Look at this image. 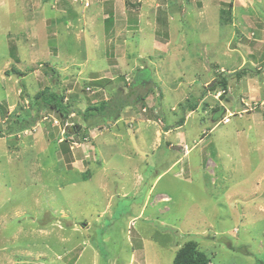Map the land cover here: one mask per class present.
I'll return each mask as SVG.
<instances>
[{
  "label": "rangeland",
  "instance_id": "rangeland-1",
  "mask_svg": "<svg viewBox=\"0 0 264 264\" xmlns=\"http://www.w3.org/2000/svg\"><path fill=\"white\" fill-rule=\"evenodd\" d=\"M188 239L264 264V0H0V264H171Z\"/></svg>",
  "mask_w": 264,
  "mask_h": 264
},
{
  "label": "trees",
  "instance_id": "trees-1",
  "mask_svg": "<svg viewBox=\"0 0 264 264\" xmlns=\"http://www.w3.org/2000/svg\"><path fill=\"white\" fill-rule=\"evenodd\" d=\"M141 69H139V70H141ZM11 70L17 74L20 73L15 67H12ZM221 79L222 80L219 81L220 87H221L223 93H225L227 90L226 80H224V78H221ZM136 86H138V87L135 88L134 84L132 83L131 87H132L133 91L131 90L132 93L127 94L126 97L128 96V98H129L131 95H133L134 99H142L146 96V95L144 96L143 93H141L142 97L137 95V93L135 91L138 92V90L142 87V84L138 83V84H136ZM45 93H46L45 88L43 90L35 93V95L33 96L35 102H37V99L40 100L41 98H43ZM120 97H121V99H124L122 96H119V98ZM115 99H117V96L114 98V100ZM107 103L108 102H106V101H102V102H99V105H97V104L89 105L88 107H86L85 111L81 113V115L84 118H86L87 116L88 117H90V116L95 117L96 115H98V113L96 112L98 107H100V109H104V108L108 109V107L106 106ZM45 104L48 107H53L58 113H60V115H65L68 112V108L70 106L69 104H63L62 103L61 95L55 96L53 94H52L50 100L49 99L45 100ZM56 104H59L60 106H56ZM109 110L110 109L105 110V113H107ZM117 114H115V115H117ZM19 119H21L22 121H27L28 118L25 120V118L19 117ZM67 149H68V147L65 146L64 150H67ZM209 261H210L209 257L206 255V253L203 250L198 249L197 242L194 239H188L176 251L171 264H208Z\"/></svg>",
  "mask_w": 264,
  "mask_h": 264
},
{
  "label": "flooded vegetation",
  "instance_id": "flooded-vegetation-1",
  "mask_svg": "<svg viewBox=\"0 0 264 264\" xmlns=\"http://www.w3.org/2000/svg\"><path fill=\"white\" fill-rule=\"evenodd\" d=\"M133 82H134V81H131L130 90H128V91L126 92V94H130V93H132L133 90H132V87H131V86H132V83H133ZM140 84L143 85V84H145V82L141 81ZM136 87H138V86H135V88H136ZM131 90H132V91H131ZM139 91H140V90H138V92H139ZM135 92L137 93V95H139V96L142 97V94H141V93H138L137 91H135ZM127 98H128V96H127Z\"/></svg>",
  "mask_w": 264,
  "mask_h": 264
},
{
  "label": "water",
  "instance_id": "water-1",
  "mask_svg": "<svg viewBox=\"0 0 264 264\" xmlns=\"http://www.w3.org/2000/svg\"><path fill=\"white\" fill-rule=\"evenodd\" d=\"M141 71H142V70H139V71H138V75H141V74H143ZM141 81H143V82H145V83H146V82H150V81H152V80L143 79V80H141ZM210 84H212V83H210ZM210 84H209V85H210Z\"/></svg>",
  "mask_w": 264,
  "mask_h": 264
}]
</instances>
